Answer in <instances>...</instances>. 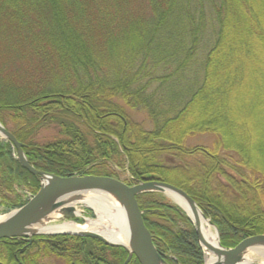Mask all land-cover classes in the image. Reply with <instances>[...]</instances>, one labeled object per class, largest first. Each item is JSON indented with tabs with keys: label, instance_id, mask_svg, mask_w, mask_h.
Wrapping results in <instances>:
<instances>
[{
	"label": "trees",
	"instance_id": "16d2710c",
	"mask_svg": "<svg viewBox=\"0 0 264 264\" xmlns=\"http://www.w3.org/2000/svg\"><path fill=\"white\" fill-rule=\"evenodd\" d=\"M209 4L216 29L200 82L174 107L163 88L191 68L206 21L202 0H0V124L38 171L118 179L116 167L129 184L183 190L231 248L264 234V135L242 114L253 101L264 109V0ZM145 75L162 93H145ZM127 107L145 110L153 128ZM49 125L57 137L38 143ZM198 134L215 139L187 145ZM13 152L0 138V213L24 205L20 190L40 186ZM136 201L166 264H204L194 225L177 205L159 192ZM127 256L88 236L0 239V264H122ZM127 264L139 263L132 256Z\"/></svg>",
	"mask_w": 264,
	"mask_h": 264
},
{
	"label": "water",
	"instance_id": "95a60500",
	"mask_svg": "<svg viewBox=\"0 0 264 264\" xmlns=\"http://www.w3.org/2000/svg\"><path fill=\"white\" fill-rule=\"evenodd\" d=\"M0 137L1 140H9L15 148L20 165L26 169L30 174L39 176L42 184L32 199H30L23 206L10 211L9 218L0 223V239H15L22 237H31L33 235H57L68 234L73 236H88L101 240L110 246L124 247L128 256L122 264H127L132 256L138 261L139 264H166L158 251L156 250L152 236L143 222V212L139 209L136 196L145 192H159L163 193L165 188L172 189L184 195L192 204L198 209V205L194 200L188 196L183 190L155 180H145L135 185H128L116 178L107 176H68L59 177L46 172L38 171L30 165L25 158L20 143L6 131L0 124ZM85 191H103L112 194L120 202L123 203L132 229V237L130 240V249H127L123 244L112 243L103 239L102 236L95 232L88 233H33L28 234L26 230L33 225L36 221L41 220L46 214L59 208L62 204L61 199L68 194L80 193ZM200 210V209H199ZM67 217H77L74 214L73 206H66L62 208ZM201 212V210H200ZM202 213V212H201ZM202 216L208 220L216 231L218 238L219 250L217 251V259L209 264H254L243 258V253L247 249L258 245H264V234H257L248 236L238 242L234 247L225 248L219 242L218 230L212 222L206 218L203 213ZM192 222V221H191ZM193 223V222H192ZM200 247L202 248L200 236L197 226L193 223ZM29 240V238H26ZM203 250V248H202ZM205 264V262H204Z\"/></svg>",
	"mask_w": 264,
	"mask_h": 264
},
{
	"label": "bare ground",
	"instance_id": "6f19581e",
	"mask_svg": "<svg viewBox=\"0 0 264 264\" xmlns=\"http://www.w3.org/2000/svg\"><path fill=\"white\" fill-rule=\"evenodd\" d=\"M12 155L18 161L17 154L13 152ZM130 179L131 176H129V180ZM142 181L145 180L134 181L130 184L124 181L122 182L128 185H135ZM163 193L168 198H170L172 202L184 212V214L189 218V220L197 226V230L203 248L205 264H209L215 261L217 259V251L219 250V245L214 227L210 225L208 220L202 216L200 210L194 204H192L184 195L169 188H165ZM74 194L76 193L65 195L61 199V206H73V204L79 202L94 211V214L96 215L95 219H86L85 223L83 224H78L73 221L50 223V221L48 220L41 219L31 225L26 230V233L50 234L56 232H66L84 234L88 232H95L102 236L103 239L108 242L120 243L123 244L127 249H130L132 229L129 223L126 209L122 202H120L112 194L103 191H85L73 197ZM8 213L9 212L0 213V223L5 222L9 218L11 214ZM74 214L78 217L80 216V211L74 209ZM251 249L260 256L264 257V245H258L252 247Z\"/></svg>",
	"mask_w": 264,
	"mask_h": 264
},
{
	"label": "rangeland",
	"instance_id": "374dc122",
	"mask_svg": "<svg viewBox=\"0 0 264 264\" xmlns=\"http://www.w3.org/2000/svg\"><path fill=\"white\" fill-rule=\"evenodd\" d=\"M204 11H205V27L204 33L201 35V39L198 45V49L194 54V57L191 61V68L188 69L184 73H179L178 77L173 79L171 83H168L166 87L163 88L164 91V100L165 103L171 106H177L179 103L183 102L187 99L189 92L192 91L200 82L201 79V62L203 61L204 54L206 50L210 47L211 40L213 39V34L216 29V25L214 22V15L211 11L209 0H202ZM143 84L148 83L147 88L145 89L146 94H150L155 92L157 89L159 93H162V88L160 90V84L158 81H152L149 75H145L142 79ZM261 97V96H260ZM263 100V99H262ZM254 103L249 105H244L242 107L243 115L248 120V125L252 128V131H256L259 134L264 135V109L261 107L260 110L256 109L255 101ZM240 106V105H239ZM165 107V105H164ZM240 110V107H239ZM128 115L136 122H138L141 127L145 130H151L153 128V124L143 109H130L129 107L126 108ZM255 111V112H254ZM263 119V120H262ZM253 123L256 127H253ZM254 134V132H253ZM58 135L56 127L53 125L44 126L39 129L36 135V141L38 143H43L47 140L56 138ZM215 139V135L213 134H198L192 137L191 139L187 140V145H205L209 146L212 144L213 140ZM257 143L256 136L252 139V145ZM226 158H230L234 160L236 158V153L234 152H223L222 153ZM114 170L118 172L117 177L118 180L127 182L129 180V174L126 170L118 171L116 167H113ZM80 193H76L73 195H79ZM162 194V193H161ZM166 199H168L171 203L172 200L168 198L165 194H162ZM62 207L65 208L66 206H60L59 208L51 211L50 213L46 214L42 219L50 221V223H61L64 221H73L78 224L85 223L86 219H95L96 215L94 211L84 204L76 202L73 204L74 209L80 211V216L78 217H67L66 213L62 211ZM86 210L91 212V216L86 213ZM78 221H77V220ZM243 258L247 261H251L254 264H264V257L260 256L252 249H247L243 253ZM45 262L48 264L50 263L49 259H46Z\"/></svg>",
	"mask_w": 264,
	"mask_h": 264
},
{
	"label": "built area",
	"instance_id": "2783aa9c",
	"mask_svg": "<svg viewBox=\"0 0 264 264\" xmlns=\"http://www.w3.org/2000/svg\"><path fill=\"white\" fill-rule=\"evenodd\" d=\"M26 196H27V198H30L31 194L30 193H26Z\"/></svg>",
	"mask_w": 264,
	"mask_h": 264
}]
</instances>
